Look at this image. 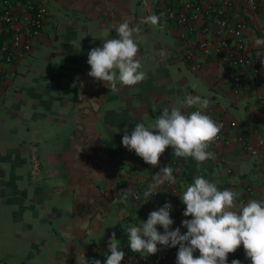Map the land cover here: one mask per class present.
<instances>
[{
    "label": "crops",
    "instance_id": "crops-1",
    "mask_svg": "<svg viewBox=\"0 0 264 264\" xmlns=\"http://www.w3.org/2000/svg\"><path fill=\"white\" fill-rule=\"evenodd\" d=\"M40 1L48 9L43 31L31 51L8 66L0 101V215H10L8 226L4 217L0 223V255L9 264H92L97 259L104 264L113 232L125 252L121 264H133L129 257L139 253L130 250L122 224L140 226L159 206L145 197L121 202L119 193L140 187L165 164L175 168L174 218L185 208L179 195L197 176L236 193L237 205L248 185L253 192L247 202L264 200V145L257 155L244 152L236 129L229 130L227 146L215 145L216 159L199 164L191 157L176 158L168 147L160 165L152 167L122 145L126 129L130 134L137 123L153 124L165 106L193 111L183 106L188 94L208 98L229 121H253L245 134L264 139V71L237 66L244 84L235 91L230 67L219 56L199 53L201 67L191 69L176 23L160 17L162 30L142 23L150 14L159 16L158 7L170 0ZM233 1L230 17L247 21L248 53L264 57L255 44L262 38L264 0L255 10L243 0ZM124 20L141 29L134 38L146 79L131 87L118 84L113 92L87 75V53L103 39L115 38V27ZM203 22L204 17L195 21ZM201 37L212 34L196 30L192 35ZM237 253L245 254L242 245L229 255ZM175 259L172 255L166 264Z\"/></svg>",
    "mask_w": 264,
    "mask_h": 264
},
{
    "label": "clouds",
    "instance_id": "clouds-1",
    "mask_svg": "<svg viewBox=\"0 0 264 264\" xmlns=\"http://www.w3.org/2000/svg\"><path fill=\"white\" fill-rule=\"evenodd\" d=\"M162 15L150 14L142 23L162 30ZM140 31L138 26H130L127 20L119 23L115 27V38L103 39L101 46L88 51L90 71L87 75L113 92L118 90V84L131 87L143 82L146 73L140 70L142 65L137 58L139 46L134 38ZM255 44L264 45V38H258ZM160 55L166 56L163 49ZM261 63L264 64V57ZM183 106L197 110L184 114L175 105L165 106L153 124L145 126L144 123H137L130 134L126 129L122 145L152 167L160 165V157L168 147H171L172 155L176 158L191 157L198 164L214 159L215 154L208 149L223 125L205 114L210 100L188 94ZM173 171L168 165L160 167L144 196L151 197L160 192L165 182L175 184ZM121 193V199L126 200L130 189H121ZM179 196L185 205L182 213L185 219L181 226L187 231L181 233L180 227L171 228L174 224L170 215L173 206L165 202L157 210L150 211L147 220L140 226L122 224L133 253L147 259L160 251L158 245L164 248L179 246L175 264H228V255L235 253L242 245L245 257L251 264H264V200L250 199L246 204L241 202L237 205L236 193L229 189L220 190L203 176L195 177L194 182ZM107 248L111 254L106 253L104 264H121L125 252L120 250L115 232L111 234ZM197 251L198 256L194 255ZM92 264H101V261L97 259ZM231 264H241V261L233 259Z\"/></svg>",
    "mask_w": 264,
    "mask_h": 264
},
{
    "label": "built area",
    "instance_id": "built-area-1",
    "mask_svg": "<svg viewBox=\"0 0 264 264\" xmlns=\"http://www.w3.org/2000/svg\"><path fill=\"white\" fill-rule=\"evenodd\" d=\"M247 8L255 10L258 7L259 0H243ZM233 0H170L158 7V14L162 13L163 19L176 23L179 27V38L184 43V58L191 69L201 67L199 53L207 56H219L230 67L228 76L233 83L235 91L239 90L243 84V78L235 69L237 66H247L254 73L264 71V64L261 58L248 53L247 43L245 40V30L247 21L244 17H230L229 9L232 8ZM48 9L40 0H0V101L6 86V73L11 63L23 59L32 49L36 39L41 35L46 22ZM199 17H204L202 25L198 26L195 21ZM196 30L202 33H211L212 38L201 37L197 40L192 39ZM264 38V28L262 30ZM264 50V45H260ZM197 110L196 108L193 111ZM192 111H183L187 114ZM217 123L223 127L217 139L210 145L208 151L215 154L216 159L220 150L215 148L216 144L227 146L232 137L229 134L230 129H236V141L240 144L241 149L250 154L257 155L264 145L263 138L255 140L249 139L245 131L254 128L253 121H235L227 118L215 111L211 106L205 112ZM213 160V159H210ZM170 166L175 172L172 164ZM158 171L152 173L144 183L137 188L130 189V194L126 200L121 199L122 193H119V200L125 202L129 199H140L144 196L145 190L153 183V176ZM160 192L153 194L151 197H145L156 200L161 207L165 202L173 206V197L176 193L175 184L165 182L160 187ZM253 189L246 186V195L238 199V204L247 202V195H251ZM173 208L170 213L174 224L172 229L181 228V233L187 231L181 226L185 217L179 218L172 216ZM191 218V217H187ZM163 232V229H162ZM160 251L144 259L140 254L129 257L133 264H166L172 255L176 256L178 247L164 248L158 245ZM0 264H9L0 255Z\"/></svg>",
    "mask_w": 264,
    "mask_h": 264
},
{
    "label": "trees",
    "instance_id": "trees-1",
    "mask_svg": "<svg viewBox=\"0 0 264 264\" xmlns=\"http://www.w3.org/2000/svg\"><path fill=\"white\" fill-rule=\"evenodd\" d=\"M187 177L189 178V180H193V178L191 177L190 174H188ZM233 258L239 259L242 264H251L250 260L246 259L245 254L237 253V254H234V255H229L228 256V261L233 259Z\"/></svg>",
    "mask_w": 264,
    "mask_h": 264
},
{
    "label": "rangeland",
    "instance_id": "rangeland-1",
    "mask_svg": "<svg viewBox=\"0 0 264 264\" xmlns=\"http://www.w3.org/2000/svg\"><path fill=\"white\" fill-rule=\"evenodd\" d=\"M7 215H8V217L10 218V215L8 214V211H7V214L5 213V212H2V214L0 215V223H1V221L3 220V217L5 218L4 219V223L8 226V220L7 219H9V218H7ZM8 235V233L6 234V236ZM12 264V263H11Z\"/></svg>",
    "mask_w": 264,
    "mask_h": 264
}]
</instances>
